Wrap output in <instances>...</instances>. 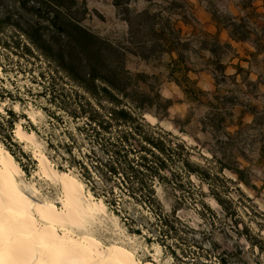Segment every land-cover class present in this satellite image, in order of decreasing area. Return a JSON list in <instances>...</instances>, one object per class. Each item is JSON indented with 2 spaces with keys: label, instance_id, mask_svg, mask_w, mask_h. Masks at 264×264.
Masks as SVG:
<instances>
[{
  "label": "rangeland",
  "instance_id": "1",
  "mask_svg": "<svg viewBox=\"0 0 264 264\" xmlns=\"http://www.w3.org/2000/svg\"><path fill=\"white\" fill-rule=\"evenodd\" d=\"M63 1L59 6L63 20H72L93 34L92 51L72 49L69 33L54 23L53 0H0V90H4L0 91V121L2 116L11 120L21 150L13 149L28 165L20 178L25 194L60 206L59 185L39 174L34 147L14 133L17 123L35 132L56 168L71 170L93 196L106 203V214L88 219L85 227L74 228L75 233L87 230L103 244H125L139 259L171 264L158 244H148L128 231L122 213L115 212L112 194L93 188L103 185L102 178L84 155L93 150L105 157V149H112L108 138L115 135V149L121 144L139 156L147 154L141 150L144 145L162 155L165 162L158 165L156 193L165 209L185 196L179 214L188 217L195 208L189 197L202 193L220 212L216 198H225L247 213L243 222L255 232L258 225L264 238V0H123L132 11L148 9L155 22L169 20L179 31L180 39L170 34L172 55L154 54L148 59L135 53L128 23L114 0ZM34 8H42L45 14ZM229 14L257 21L248 27L258 28L255 35L232 41L221 22ZM101 39L106 41L107 59L97 55ZM115 46L125 49L128 75L118 83L122 92L110 86L116 82ZM178 57L192 69L193 83H177L170 74ZM80 108L84 109L80 116H73ZM113 108L125 113L113 121L112 132L103 131L102 138L95 133L88 136L82 127L89 115H97L95 110L110 115ZM73 138L72 153L87 164L91 176L70 164L63 143ZM149 140L163 150L148 144ZM0 143L5 146L1 139ZM113 190L115 196L119 190Z\"/></svg>",
  "mask_w": 264,
  "mask_h": 264
},
{
  "label": "trees",
  "instance_id": "2",
  "mask_svg": "<svg viewBox=\"0 0 264 264\" xmlns=\"http://www.w3.org/2000/svg\"><path fill=\"white\" fill-rule=\"evenodd\" d=\"M66 1L76 2V0ZM114 4L128 23L129 42L134 46V51L138 56L148 59L154 54L172 55L175 47L170 34H177L176 38H180L179 31L170 26L169 20L163 22L161 19V22H155L150 10L134 12L123 0H114ZM52 5L57 6L53 12L54 23H59L58 28L69 33L72 49L92 51L93 44L90 38H93V34L72 20H63L59 8L64 5L63 0H53ZM34 10L39 15L45 14L42 8H34ZM221 20L229 37L237 42L246 40L249 35H255V31L258 30L254 27L257 21H251L249 17L229 14ZM249 23L254 25L250 26L253 30H249ZM101 40L97 55L107 59L106 41ZM115 59V81L117 83H110V86L122 92L124 90L118 83H122L128 75L124 65L125 49L123 47L115 46ZM174 64H176L175 67L170 69L173 79L177 83H180V80L184 83H193L189 76L192 69L182 64L180 57L174 60ZM0 91L4 92L3 88ZM79 107L82 105L79 104ZM83 111L84 109L80 108V111L74 110L72 113L73 116L79 117V113ZM124 111L113 108L110 115H101L95 110L97 115L90 114L89 120L84 122L82 128L88 136L95 133L96 137L103 134V131L111 133L113 121L119 118V114L125 113ZM1 120V141L20 161L22 169L28 171V165L21 162L19 155L13 149L16 146L21 150L13 138L10 128L12 127L11 120L9 118L5 120V116H2ZM106 135H103V139H106ZM99 137L102 138V136ZM111 138L113 139L110 140ZM108 139V144L112 149H105L107 153L105 157L99 156L93 150L84 157L91 158V161L95 163H92L93 166L102 178L103 185L99 188L93 185V188L103 195H113L115 212L122 213L121 219L129 232L144 237L148 244H158L162 249L163 257L170 258L171 264H264V238L258 232L260 227L258 228L257 225V232H255L243 222V215L247 214L243 209L234 207L231 200L218 197L216 199L221 206L219 212L205 201L202 193L195 198L189 197L195 204V208L188 217L179 214L180 205L184 202L183 199H186L185 196L177 199L170 210L165 209L156 193L158 165L165 162L162 155L143 145L141 150L146 151L147 154L135 156L134 149L131 147L116 144L121 147L115 149V135ZM75 143L74 138L71 142L63 143V148L69 154L70 164H75L84 174L91 176L87 164L72 153ZM148 144L153 145L159 151L163 150L160 144L153 140H149ZM148 154L152 158H149ZM237 172L239 177L244 179L243 173L240 170ZM243 181L247 184L246 180ZM114 187L119 190L115 196Z\"/></svg>",
  "mask_w": 264,
  "mask_h": 264
},
{
  "label": "bare ground",
  "instance_id": "3",
  "mask_svg": "<svg viewBox=\"0 0 264 264\" xmlns=\"http://www.w3.org/2000/svg\"><path fill=\"white\" fill-rule=\"evenodd\" d=\"M14 133L34 147L39 174L60 187L59 203L34 201L20 186L24 171L0 143V264H157L139 259L121 242L103 244L83 228L88 219L106 214L107 206L69 169H58L43 152L34 131L19 123Z\"/></svg>",
  "mask_w": 264,
  "mask_h": 264
},
{
  "label": "crops",
  "instance_id": "4",
  "mask_svg": "<svg viewBox=\"0 0 264 264\" xmlns=\"http://www.w3.org/2000/svg\"><path fill=\"white\" fill-rule=\"evenodd\" d=\"M232 41H234V40H232Z\"/></svg>",
  "mask_w": 264,
  "mask_h": 264
}]
</instances>
